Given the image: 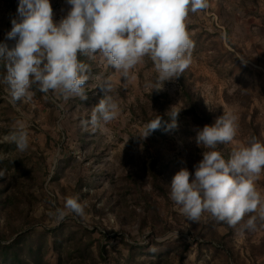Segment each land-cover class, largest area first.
Instances as JSON below:
<instances>
[{
    "label": "rangeland",
    "instance_id": "1",
    "mask_svg": "<svg viewBox=\"0 0 264 264\" xmlns=\"http://www.w3.org/2000/svg\"><path fill=\"white\" fill-rule=\"evenodd\" d=\"M186 26L190 66L161 91L150 87L157 74L149 57L125 81L99 54L91 57L87 99L55 100L34 90L18 112L0 85V190L15 200L0 205L5 238L63 224L91 246L98 264H264V221L257 220L255 231L243 230L248 216L235 227L208 213L192 221L169 196L173 176L182 167L194 173L203 158L195 142L203 126L183 114L182 84L199 113L237 116V136L218 146L225 159L252 137L264 143V0H208L206 9L189 13ZM109 78L121 108L107 125L111 138L81 125L102 98L97 85ZM174 112L182 113L175 127L170 122L139 137L146 118ZM17 121L29 125L25 152L5 140ZM255 183L264 195V172ZM69 197L79 198L85 215L58 220ZM49 260L56 264L57 253Z\"/></svg>",
    "mask_w": 264,
    "mask_h": 264
},
{
    "label": "clouds",
    "instance_id": "2",
    "mask_svg": "<svg viewBox=\"0 0 264 264\" xmlns=\"http://www.w3.org/2000/svg\"><path fill=\"white\" fill-rule=\"evenodd\" d=\"M71 6L58 22L53 20L50 0H19L12 27L0 42V85L5 98L18 112L19 104L30 103L38 90L55 100L87 99L85 85L90 66L78 56L99 54L108 66L127 81L131 70L149 57L156 70L153 91L165 82L176 81L191 63L192 41L186 21L189 13L208 7V0H67ZM7 41H11L9 44ZM97 87L102 92L90 119L82 120L87 130L99 129L112 136L107 125L118 119L121 108L111 79ZM174 113L171 127H175ZM161 117L149 121L141 137L147 138L160 127ZM29 125L17 121L5 140L20 152L30 147ZM239 129L238 118L223 113L214 123L196 132L195 142L203 149L202 159L190 172L182 167L170 183V199L192 221L208 213L218 222L235 227L249 218L243 230L255 231L257 220L264 221V195L255 181L264 172V143L252 137L225 159L218 146L231 143ZM85 215L78 197L66 199L56 218Z\"/></svg>",
    "mask_w": 264,
    "mask_h": 264
},
{
    "label": "trees",
    "instance_id": "3",
    "mask_svg": "<svg viewBox=\"0 0 264 264\" xmlns=\"http://www.w3.org/2000/svg\"><path fill=\"white\" fill-rule=\"evenodd\" d=\"M78 59L90 66L91 71H94V63L91 57L78 56ZM182 79V78H181ZM180 79V80H181ZM183 83V82H182ZM182 94L186 101V108L183 111L185 115H192L197 124L204 126L214 123L215 119L212 114L199 113L196 105L193 102L191 91L182 84ZM176 118L182 120L180 112ZM170 115L152 116L146 120L152 121L161 117V127H165L172 122ZM147 117V116H146ZM153 182L156 185V173L153 172ZM0 205L7 206L14 202V195L11 193L4 194V190H0ZM3 199V200H2ZM2 229V230H1ZM0 229V264H52L49 260V254L53 251L57 253L56 264H98V259L91 251V246L83 242L79 237L75 236L72 230L65 231V226L59 225L50 229L30 228L16 237L5 238L3 228ZM20 230H15L19 232ZM65 231V232H64ZM13 232L12 234H14Z\"/></svg>",
    "mask_w": 264,
    "mask_h": 264
},
{
    "label": "crops",
    "instance_id": "4",
    "mask_svg": "<svg viewBox=\"0 0 264 264\" xmlns=\"http://www.w3.org/2000/svg\"><path fill=\"white\" fill-rule=\"evenodd\" d=\"M50 3L53 9L54 22H58L67 15L68 4L64 3L63 0H50ZM18 4L19 0H0V42H5L6 33L12 27L11 20L17 15ZM7 42L12 43L11 41Z\"/></svg>",
    "mask_w": 264,
    "mask_h": 264
},
{
    "label": "water",
    "instance_id": "5",
    "mask_svg": "<svg viewBox=\"0 0 264 264\" xmlns=\"http://www.w3.org/2000/svg\"><path fill=\"white\" fill-rule=\"evenodd\" d=\"M17 235H18V234H17ZM17 235H16V236H17ZM16 236H15V237H16Z\"/></svg>",
    "mask_w": 264,
    "mask_h": 264
}]
</instances>
